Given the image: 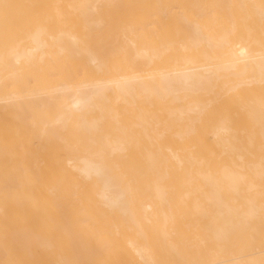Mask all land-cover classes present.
<instances>
[{"label":"bare ground","instance_id":"bare-ground-1","mask_svg":"<svg viewBox=\"0 0 264 264\" xmlns=\"http://www.w3.org/2000/svg\"><path fill=\"white\" fill-rule=\"evenodd\" d=\"M0 264H264V0H0Z\"/></svg>","mask_w":264,"mask_h":264}]
</instances>
